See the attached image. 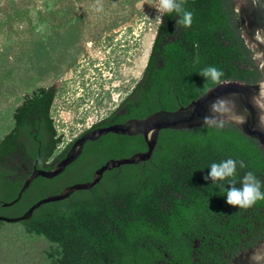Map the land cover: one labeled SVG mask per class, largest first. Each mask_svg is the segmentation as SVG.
<instances>
[{
    "label": "trees",
    "instance_id": "16d2710c",
    "mask_svg": "<svg viewBox=\"0 0 264 264\" xmlns=\"http://www.w3.org/2000/svg\"><path fill=\"white\" fill-rule=\"evenodd\" d=\"M141 1L0 0V97L12 92L19 100L11 129L0 138V214L20 216L40 199L89 181L107 160L146 151L142 136L103 137L88 143L62 175L37 178L17 204L2 207L17 198L35 167L50 170L63 156L51 116L57 87L35 85L56 82L76 65L91 10H111L98 40L133 19ZM234 1L184 0L193 14L187 28L175 13L165 15L139 81L101 125L176 111L225 81L258 83L261 72ZM34 22L43 29L35 31ZM208 67L222 72L219 82L203 76ZM226 159L237 161L236 187L249 171L264 182V150L229 123L161 131L149 161L106 172L91 190L43 205L18 224L27 236L46 241L47 264H190L193 241L201 242L200 258L215 247L221 258L239 256L264 239V200L247 208L225 203L209 168Z\"/></svg>",
    "mask_w": 264,
    "mask_h": 264
},
{
    "label": "rangeland",
    "instance_id": "374dc122",
    "mask_svg": "<svg viewBox=\"0 0 264 264\" xmlns=\"http://www.w3.org/2000/svg\"><path fill=\"white\" fill-rule=\"evenodd\" d=\"M157 6L158 0L141 1L133 19L119 23L98 40L95 36L109 25L111 10H91L76 65L56 82L33 83L47 87L60 81L51 116L57 133L63 135V145L114 110L139 80L158 24ZM33 26L35 31L43 29L35 22ZM18 104L12 92L0 97V138L10 131L11 112ZM47 249L44 239L27 236L21 226L5 224L0 228V264H47Z\"/></svg>",
    "mask_w": 264,
    "mask_h": 264
},
{
    "label": "water",
    "instance_id": "95a60500",
    "mask_svg": "<svg viewBox=\"0 0 264 264\" xmlns=\"http://www.w3.org/2000/svg\"><path fill=\"white\" fill-rule=\"evenodd\" d=\"M234 5L241 18L242 37L248 48L252 50L253 58L261 72V80L258 83L247 85L237 81H225L210 89L199 99L192 101L188 106L176 111H159L145 119L128 120L121 124L87 132L74 142L66 156L56 162L50 170H40L35 167L24 181L17 198L11 202L2 203V207L9 208L17 204L23 193L37 178L52 180L60 176L80 156L87 142H94L102 136L109 134L125 137L142 136L146 151L136 153L129 158L108 160L93 172L90 181L68 185L60 193L40 199L21 216H0V222L20 226L18 223L30 219L41 206L64 201L75 192L91 190L99 184L106 172L149 161L161 131H181L198 128L205 124L224 122L256 140L264 150V0H235ZM59 82L54 84L57 88ZM205 117H209L211 122L205 121ZM232 264H264V239L248 252L236 257Z\"/></svg>",
    "mask_w": 264,
    "mask_h": 264
},
{
    "label": "clouds",
    "instance_id": "9594fccd",
    "mask_svg": "<svg viewBox=\"0 0 264 264\" xmlns=\"http://www.w3.org/2000/svg\"><path fill=\"white\" fill-rule=\"evenodd\" d=\"M156 11L159 15L156 17L158 23H163L164 16L175 13L180 19L178 23L187 28L192 23V12L185 10L184 0H158ZM203 76L210 78L214 82H219L222 72L215 67H208L203 70ZM205 121H210L205 117ZM237 172V161L226 159L220 163H212L209 168V177L213 184L218 186L225 198V203L230 207L247 208L259 200H264V182H262L253 172H247L240 181L241 187L235 186V175ZM209 177H205L208 179ZM216 182H220L217 185ZM225 184L230 185L225 187Z\"/></svg>",
    "mask_w": 264,
    "mask_h": 264
},
{
    "label": "flooded vegetation",
    "instance_id": "af4514ba",
    "mask_svg": "<svg viewBox=\"0 0 264 264\" xmlns=\"http://www.w3.org/2000/svg\"><path fill=\"white\" fill-rule=\"evenodd\" d=\"M143 72V71H142ZM142 74V73H141ZM141 77V76H140ZM139 81V80H138ZM138 81H136V83L138 82ZM135 83V84H136ZM135 86V85H134ZM133 86V87H134ZM133 87H132V89H133ZM110 117V111L104 116V117H102L99 121H97L96 123H94L93 125H91L90 127H88L87 129H85V130H83V131H81L78 135H76L73 139H71L69 142H67L65 145H63V138H62V143H61V145H63L62 146V149L61 150H59L60 152H62L63 153V156H62V158L61 159H63L65 156H66V154H67V152L69 151V149L71 148V146L74 144V142L76 141V140H78L80 137H82L84 134H86L87 132H90V131H94V130H96V129H99V128H104V127H108V126H110V125H108V126H102L101 124L103 123V121L104 120H106L107 118H109ZM110 135V134H109ZM109 135H106V136H102L101 138H103V137H107V136H109ZM101 138H99V139H101ZM98 139V140H99ZM98 140H96V141H98ZM95 142V141H94ZM88 143H91V142H87L85 145H84V147L88 144ZM60 145V146H61ZM59 146V147H60ZM59 147H58V149H59ZM84 147H83V149H84ZM83 149H82V153H83ZM82 153L80 154V156L82 155ZM79 156V157H80ZM79 157L76 159V161L79 159ZM61 159H59V160H61ZM58 160V161H59ZM109 160H111V159H109ZM57 161V162H58ZM76 161H74V163L76 162ZM108 161V160H107ZM106 161V162H107ZM56 162H54L53 164H52V167H53V165L55 164ZM74 163H72V164H74ZM71 164V165H72ZM70 165V166H71ZM69 167V166H68ZM67 167V168H68ZM66 168V169H67ZM41 170V169H40ZM66 171V170H65ZM64 171V172H65ZM63 172V173H64ZM62 173V174H63ZM61 174V175H62ZM92 178V177H91ZM91 180V179H90ZM89 180V181H90ZM86 182H88V181H86ZM80 183V182H79ZM81 183H85V182H81ZM75 184H77V183H75ZM1 204V203H0ZM11 215H13V214H9V216H11ZM0 216H6V215H2V214H0ZM8 216V217H9ZM21 216V215H20ZM7 217V216H6ZM15 217H18V216H15ZM193 244H194V246H193V251H192V256H193V261H190V264H232V262H233V260L235 259V257L236 256H238V255H234V254H232L231 252H227V253H225V254H223L222 256V258H221V256H220V253L219 252H217V247H215V249H214V252H212V254L210 255V256H208V257H204L205 255H203V257L204 258H200V245H201V242H194L193 241ZM242 254V253H241ZM232 255H234V257L232 256ZM205 259H207L206 261H205ZM165 264H184V261H180V262H178V261H165Z\"/></svg>",
    "mask_w": 264,
    "mask_h": 264
}]
</instances>
